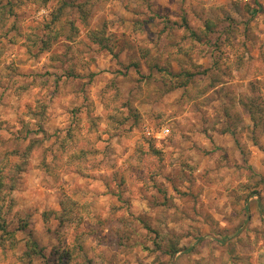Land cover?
<instances>
[{"label": "clouds", "instance_id": "obj_1", "mask_svg": "<svg viewBox=\"0 0 264 264\" xmlns=\"http://www.w3.org/2000/svg\"><path fill=\"white\" fill-rule=\"evenodd\" d=\"M0 264H264V0H0Z\"/></svg>", "mask_w": 264, "mask_h": 264}]
</instances>
